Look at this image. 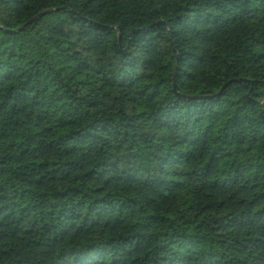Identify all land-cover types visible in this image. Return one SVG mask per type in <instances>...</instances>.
<instances>
[{"label": "trees", "instance_id": "obj_1", "mask_svg": "<svg viewBox=\"0 0 264 264\" xmlns=\"http://www.w3.org/2000/svg\"><path fill=\"white\" fill-rule=\"evenodd\" d=\"M0 264H264V0H0Z\"/></svg>", "mask_w": 264, "mask_h": 264}, {"label": "water", "instance_id": "obj_2", "mask_svg": "<svg viewBox=\"0 0 264 264\" xmlns=\"http://www.w3.org/2000/svg\"><path fill=\"white\" fill-rule=\"evenodd\" d=\"M32 21V20H31Z\"/></svg>", "mask_w": 264, "mask_h": 264}]
</instances>
